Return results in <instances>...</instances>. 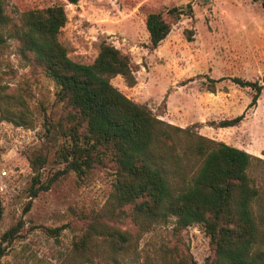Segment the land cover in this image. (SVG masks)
I'll list each match as a JSON object with an SVG mask.
<instances>
[{
    "label": "rangeland",
    "instance_id": "rangeland-1",
    "mask_svg": "<svg viewBox=\"0 0 264 264\" xmlns=\"http://www.w3.org/2000/svg\"><path fill=\"white\" fill-rule=\"evenodd\" d=\"M3 1L13 18L31 8L61 4L66 20L57 38L70 59L90 63L101 42L114 46L136 66L133 86H127L120 75L109 80L126 97L144 104L166 123L190 127L264 160V81L250 107L251 89L230 81L231 77L259 80L264 75V9L258 0ZM186 3L191 16L181 15L160 43L149 49L146 14ZM207 84H212V92ZM0 91L20 95L18 101H11L7 116L15 118L22 108L26 121L18 125L0 117V232L17 220L22 222L0 264H108V249L99 234L92 233L88 242L98 244L100 250L88 254L89 261L71 252L72 242L86 223L95 225L92 220L106 228L128 231L130 247L121 258L125 264H175L184 250L194 264L205 263L210 247L199 224L173 232L170 217L141 232L129 215H110L114 175L108 168L90 169L82 178L68 171L57 176L47 190L29 197L34 174L30 159L39 153L45 156L38 169L40 182L62 168L57 156L63 141L58 135L47 136L43 127V114L56 120L60 107L53 100L52 82L22 58L16 42L7 37L0 41ZM240 113L243 117L235 126L210 125ZM179 142L183 144L184 139ZM195 160L188 155L177 163L169 160L173 183L192 174ZM247 174L259 189L252 213L259 232H264V167L253 162ZM28 200L29 208L22 212ZM60 225L65 227L56 236L43 230ZM170 248L168 259L166 250Z\"/></svg>",
    "mask_w": 264,
    "mask_h": 264
},
{
    "label": "trees",
    "instance_id": "trees-1",
    "mask_svg": "<svg viewBox=\"0 0 264 264\" xmlns=\"http://www.w3.org/2000/svg\"><path fill=\"white\" fill-rule=\"evenodd\" d=\"M258 1L264 9V0ZM191 14L189 3L171 6L165 11L148 12L144 25L149 49L160 43L181 15ZM65 20L61 4L31 8L13 18L6 13L4 1L0 0V41L7 37L16 42L21 57L52 82L53 100L60 107L56 120L43 114V127L47 136L58 135L63 141L57 156L62 168L46 182H40L38 169L45 156L39 153L30 159L34 174L28 189L29 197L47 190L57 176L68 171L82 178L90 169L108 168L114 175L110 215H129L141 232L153 224L166 223L170 217L173 218V232L199 224L210 247V255L204 264H264V232H259L252 213V203L258 197L259 189L247 174L253 162L264 167V160L243 149L197 134L190 127L166 123L144 104L126 97L109 80L120 75L127 86H133L136 66L128 54L114 46L101 42L90 63L70 59L57 38ZM230 81L251 89L247 105L250 107L259 95L264 75L259 80L231 77ZM206 89L212 92V84H207ZM19 98L20 95L0 91V117L18 125L26 123L22 108L15 118L7 115H10L11 101ZM242 117L240 113L210 125L235 126ZM180 138L184 139L183 144L179 142ZM177 148L179 152H176ZM187 155L196 159V167L185 181L180 179L175 184L169 160L177 163ZM29 205L30 200L22 212H26ZM1 214L0 204V218ZM92 221L95 225L87 222L72 242L71 252L86 260L90 253L99 254L98 244L88 243L92 233L99 234L108 249V264H125L121 258L130 247L128 231L106 228L97 224V220ZM21 224L17 220L0 232V258L17 237ZM64 227H44L43 230L56 236ZM170 250H166L168 259ZM175 264H194V261L184 250Z\"/></svg>",
    "mask_w": 264,
    "mask_h": 264
},
{
    "label": "water",
    "instance_id": "water-1",
    "mask_svg": "<svg viewBox=\"0 0 264 264\" xmlns=\"http://www.w3.org/2000/svg\"><path fill=\"white\" fill-rule=\"evenodd\" d=\"M203 1H205V0H203Z\"/></svg>",
    "mask_w": 264,
    "mask_h": 264
}]
</instances>
